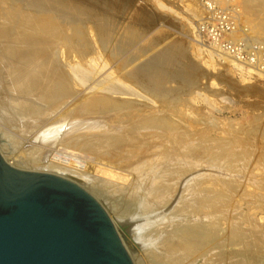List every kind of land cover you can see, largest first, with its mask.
I'll use <instances>...</instances> for the list:
<instances>
[{"label": "bare ground", "instance_id": "bare-ground-1", "mask_svg": "<svg viewBox=\"0 0 264 264\" xmlns=\"http://www.w3.org/2000/svg\"><path fill=\"white\" fill-rule=\"evenodd\" d=\"M230 2L189 0L187 8L199 22L215 23L217 7H223L231 16L229 30L222 32L225 40L249 37L256 41L249 39L252 43H264V0ZM111 8V0H0V128L13 127L12 132L25 136L24 143L33 138L30 146L19 145L25 147H20L25 164L71 170L103 187L112 185L138 201L144 212L155 207L170 210L166 220L146 225L138 221L133 229L134 237L148 244L146 251L155 264H223L225 239L231 248L234 236H244L248 245L264 240V227L239 229L233 215L222 213L234 199L237 180L229 183L202 171L222 160L234 167L229 145L237 146L239 137L212 145L201 129L188 132L163 114L177 105L170 104L173 92L161 76L148 83L150 75L143 66L128 79L163 96V109L129 98L139 92L102 69V59L85 55L86 33L73 25L88 17L105 41L112 25ZM193 33L206 45L197 26ZM77 39L82 48L76 47ZM263 51L258 50L261 59ZM219 54L240 77L264 78V69L246 68L237 53ZM7 132H0V137H7ZM222 219L228 224L225 232Z\"/></svg>", "mask_w": 264, "mask_h": 264}, {"label": "rangeland", "instance_id": "rangeland-1", "mask_svg": "<svg viewBox=\"0 0 264 264\" xmlns=\"http://www.w3.org/2000/svg\"><path fill=\"white\" fill-rule=\"evenodd\" d=\"M188 1L111 0L110 13L113 19L105 41L98 35V25L88 17L82 21L79 19V25L73 26L86 33L88 51L86 53L85 50V55L88 58L97 56L100 61L102 59L105 62L102 69L111 70L128 86L131 85L130 89L144 95H127L129 98L153 105L156 103L154 106L159 108L165 107L163 96L158 97L148 88L141 89L139 81V85H136L128 79L129 73L146 66L150 75L145 79L148 83L154 76H161L163 84L172 89L169 102L177 107H171L170 111L167 110L169 112L164 111L163 114L176 124L188 132H195L194 128L201 129L212 145L215 142L233 140L229 136L239 137L237 146L229 145L233 149L234 167L223 165L226 160H222L219 165H210L202 168V171L219 175L229 183L237 180L234 183V199L222 213L233 215L239 229L253 224L264 227V78L240 77L229 70V63L219 54L234 57L240 51L241 53H237L239 61L246 68L256 71L264 69V56L261 59L258 52L259 48L261 51L264 49V43H252L254 40L249 37L239 38L238 41L225 40L222 29L228 28V19H231L229 12L223 7H217L218 21L210 23L211 21L203 20L201 23L199 17L193 16L188 10ZM140 14L143 18L137 19L136 15ZM195 26L206 45L198 43L197 36L193 33ZM132 32L136 35H132ZM177 45L182 46V51ZM212 45H218V49ZM76 47L82 48L80 42ZM207 51L212 54V58L206 55ZM183 69H190V72L186 73ZM140 76L145 77L146 73H140ZM12 128L7 125L0 128V132L8 130V136L3 137L7 146H0V151L11 165L26 170H45L72 178L104 207L133 264H155L146 251L147 243L142 245L134 237L133 229L138 221H143L146 225L150 220H166L170 210L155 207L150 212H144L138 201L129 199L126 192L114 190L112 185L103 187L73 174L71 170L55 171L45 165L25 164L22 155L25 147L22 146L31 145L28 141L33 138L30 136V140L27 139L24 143L22 140L25 136L17 135L15 130L16 133L12 132ZM231 132L234 134H230ZM19 145H22V149ZM56 147L59 145L53 148L51 146L50 150ZM226 227L228 228V224L222 219L220 228L223 232ZM242 237L244 236H234L232 248L229 247L232 244L224 237L221 247L223 264H264V240L260 243L251 241L248 245Z\"/></svg>", "mask_w": 264, "mask_h": 264}, {"label": "water", "instance_id": "water-1", "mask_svg": "<svg viewBox=\"0 0 264 264\" xmlns=\"http://www.w3.org/2000/svg\"><path fill=\"white\" fill-rule=\"evenodd\" d=\"M0 264L133 262L104 207L81 185L15 167L0 151Z\"/></svg>", "mask_w": 264, "mask_h": 264}, {"label": "built area", "instance_id": "built-area-1", "mask_svg": "<svg viewBox=\"0 0 264 264\" xmlns=\"http://www.w3.org/2000/svg\"><path fill=\"white\" fill-rule=\"evenodd\" d=\"M216 27V26H215ZM229 28H230V23H229V25H228V28L227 29H222V30H229ZM222 30H220V33H221V31ZM264 52V51H263ZM237 53H241L240 51H237Z\"/></svg>", "mask_w": 264, "mask_h": 264}]
</instances>
